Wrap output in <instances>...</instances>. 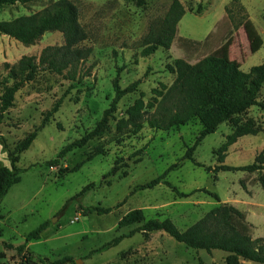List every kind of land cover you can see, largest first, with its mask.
I'll return each instance as SVG.
<instances>
[{"label":"rangeland","instance_id":"374dc122","mask_svg":"<svg viewBox=\"0 0 264 264\" xmlns=\"http://www.w3.org/2000/svg\"><path fill=\"white\" fill-rule=\"evenodd\" d=\"M53 0H34L0 8V20H9L38 12ZM79 10V21L87 33L82 46L91 54L82 64L83 77L70 82L64 75L41 70L36 78L24 84L14 95V106L0 122V166H9L8 150L38 126L54 103L61 105L40 129L29 148L21 153L17 166L21 180L13 185L0 204V264H225L226 253L194 250L175 241L162 231L135 232L117 246L102 253L92 250L116 236L127 234L139 224L119 227V221L130 211L140 209L145 219H170L179 230H185L211 209L231 204L244 214L249 235L264 238V191L257 173L220 171L215 174L182 159L201 131L197 119L167 131L142 129L131 135L121 119L131 113L153 112L158 92L169 87L175 75L167 65L180 58L195 64L230 41L229 57L240 64L243 72L264 62V0L247 4L263 46L251 53L238 16L230 18L224 7L230 0H178L184 15L177 23L169 49L158 48L143 56L147 35L159 28L173 0H70ZM139 1L143 3L140 5ZM248 13V12H247ZM196 41L189 36L203 37ZM63 44L60 32H47L34 44L26 46L0 34V94L11 85L8 63L18 77L22 56H39L47 46ZM122 88L139 81L136 91L123 96L108 119L105 131L88 144L68 153L57 166L47 165L67 143L91 131L114 97L113 80ZM258 100L264 102V85ZM251 120L260 131L239 138L227 151L224 163L229 166L250 164L264 150V110L258 106L231 121L222 123L197 146L193 157L206 167L214 168L215 151L225 142L236 123ZM4 139V142L3 140ZM102 146L106 153L87 160L88 153ZM140 155L136 150L143 148ZM115 162L120 168L111 173ZM79 167L74 172L60 173ZM166 180L178 192L189 194L206 189L219 196L215 201L204 192L181 197L171 188L159 184L150 189L135 190L168 167ZM241 181L245 189L241 186ZM89 191L76 197L87 185ZM113 207L103 215H83L78 205ZM118 205V206H117ZM117 206V207H115ZM47 222L38 240L25 243V236ZM24 244L21 253L17 247ZM29 252V253H28ZM70 258V261H66Z\"/></svg>","mask_w":264,"mask_h":264},{"label":"trees","instance_id":"16d2710c","mask_svg":"<svg viewBox=\"0 0 264 264\" xmlns=\"http://www.w3.org/2000/svg\"><path fill=\"white\" fill-rule=\"evenodd\" d=\"M33 1L0 0V8L17 3L27 5ZM142 3L139 1L140 5ZM224 10L230 18L239 15L235 24L242 26L248 41L249 51L251 53L257 52L262 47L263 41L255 25L249 19L245 7L239 0H230L225 5ZM184 13L181 3L178 0H173L160 27L152 29L148 33L146 46L142 50L143 56L154 54L158 48H170L176 33L177 23ZM54 31L62 34L63 44L43 48L39 56H22L18 61L20 72L18 77L12 71L10 64H3V69L9 70V78L13 82L11 85H5L0 94V122L4 114L14 106L15 93L24 84L33 81L41 70L64 75L65 79L74 82L83 77L82 64L91 54L90 48L82 46V43L87 39V33L80 24L77 6L70 0H53L38 12L9 20H0V34L15 39L26 46L34 44L45 33ZM229 45L230 41L228 40L212 54L195 64H189L180 58L174 59L172 64L167 65V70L175 75V79L169 87H163V90L158 92L160 99L156 101L153 112L131 113L128 118L121 119V121L130 127L131 135H136L144 123L150 129L167 131L183 126L191 119H197L201 125V131L193 144L186 147L182 159H188L196 166L203 167L206 171H212L215 174L214 179L220 171L257 173V182L264 191V150L259 152L253 161L247 165L229 166L224 163L231 145L243 136L256 135L260 131L251 120L234 125L233 131L226 136L225 142L215 151L217 164L214 168L204 166L193 157L199 143L207 135L214 133L222 123L231 121L253 106H258L264 110V102L258 100L259 92L264 85V62L252 66L248 72H243L240 69V64L229 57ZM138 84L139 81H135L122 88L118 83V78L115 77L113 80L114 97L108 108L103 111L99 122L91 131L62 147L55 159L49 160L47 165L57 166L59 161L68 153L85 147L90 140L100 136L107 127L108 119L116 111L120 99L136 91ZM61 101L62 97L54 103L38 126L18 141L12 149L8 150L7 156L10 165L8 167L0 166V204L9 189L21 180V169L17 166L18 156L29 148L38 131L58 111ZM2 140L4 142V139ZM143 149L144 147L136 150L134 155H140ZM105 153L106 150L102 146H97L88 153L87 160ZM79 165L70 170L61 169L60 173L74 172ZM177 166L178 164L168 167L156 178L137 185L135 190L150 189L159 184H164L181 197L200 191L211 196L215 201H219V196L216 193L206 189L194 190L189 194L178 192L177 188L166 180L168 173ZM120 167V164L115 162L111 173ZM241 186L245 189L242 181ZM92 187L94 184L85 186L76 197L86 193ZM77 209L83 215L92 213L103 215L110 213L114 208L100 205L85 207L79 204ZM133 224H139V226L127 234L114 237L90 253H102L117 246L124 238L130 237L138 231L144 234L162 231L188 248L205 250L208 253L213 250L226 253L225 264H264V238L253 239L249 235L244 214L231 204L223 203L211 209L185 230H179L168 218L146 220L140 209L128 212L118 225L119 227H127ZM46 226L47 222L30 231L25 236V243L38 240ZM23 249L24 244L17 247L19 253ZM66 261H70V258H66Z\"/></svg>","mask_w":264,"mask_h":264},{"label":"crops","instance_id":"0c3cea01","mask_svg":"<svg viewBox=\"0 0 264 264\" xmlns=\"http://www.w3.org/2000/svg\"><path fill=\"white\" fill-rule=\"evenodd\" d=\"M241 2V4L245 7L246 11L248 12V16H249V19L254 23L252 17H251V14L249 13V8L247 6V4H251L250 0H239ZM255 25V24H254ZM210 32L206 33L203 37H194V36H189L190 39L192 40H196V41H202L206 38V36L209 34ZM263 46V45H262ZM262 48V47H261ZM260 50V49H259ZM10 190V189H9Z\"/></svg>","mask_w":264,"mask_h":264}]
</instances>
